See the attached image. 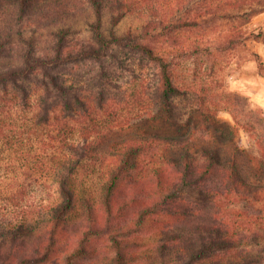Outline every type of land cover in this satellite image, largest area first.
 <instances>
[{
	"label": "trees",
	"instance_id": "16d2710c",
	"mask_svg": "<svg viewBox=\"0 0 264 264\" xmlns=\"http://www.w3.org/2000/svg\"><path fill=\"white\" fill-rule=\"evenodd\" d=\"M262 9L264 0H0V198L9 214L21 208L0 213V264H12L3 251L26 235L40 245L15 264H46L64 241L73 249L62 264H263L264 114L236 92L235 123L221 122L209 87L215 54L237 56L252 36L236 25L217 40L215 22ZM133 14L145 34L120 36ZM117 48L159 72L135 121L102 124L92 113L112 112ZM204 56L206 76L184 87L176 57L204 65ZM90 62L101 70L81 85ZM15 111L34 113L31 129L7 124Z\"/></svg>",
	"mask_w": 264,
	"mask_h": 264
},
{
	"label": "rangeland",
	"instance_id": "374dc122",
	"mask_svg": "<svg viewBox=\"0 0 264 264\" xmlns=\"http://www.w3.org/2000/svg\"><path fill=\"white\" fill-rule=\"evenodd\" d=\"M144 21L145 19L138 18L136 14L129 15L124 18L121 24L116 28L117 32L120 36L123 35L127 37H129L131 31H134V35H143L146 32V30L144 31L142 28ZM214 25L215 26L211 28L214 30L211 34L217 37V40L226 39L230 34L236 32V25L241 27L243 31L251 33L252 35L248 41L239 47L237 56L236 47L232 50L228 49L222 54H215L218 60L215 66L216 72L210 78L209 87L212 88L214 92L210 99V103L212 108L217 110L218 120L224 123H235L233 115L234 111L236 112V95L233 94H236V92L241 93L242 96L248 100L247 104H249L248 106H250V108H258L264 114V76H260L259 74L260 63L255 55H260L264 60V9H262V12H258V14L245 16V18L237 22L236 19H218ZM77 27L83 30L80 34L81 38L90 37V32L86 31L87 26L84 21L79 22ZM105 28L108 31L111 28L109 18H106ZM116 50V56H118L121 62L117 67L115 66L117 63L111 66V71L113 72L111 75L114 83L109 87L106 93V98H111V106L113 107L112 112H104L98 108V112L92 113L93 118L96 117L98 121H103L102 124L106 121L113 120L115 117H121L123 122L135 121V117L140 115L141 112L147 108V102H149L148 97L154 89L153 85L157 82V75L159 72L157 64L150 62L148 57L144 56L140 51H133L131 48H117ZM204 60L203 65L200 64L198 60H194L193 57H176L175 62L177 66H175L174 70L180 78L186 77V85H183L184 87L192 84L194 74L197 73L199 76H206L207 73L203 72L206 68L209 69L210 63L205 56ZM113 61V58L109 59L110 63ZM82 66L77 72L80 77H82V80H80L81 82H79L81 85L84 84L83 79L89 78L101 70L99 63L95 64L94 62H90L88 65ZM76 77V75H73V78ZM91 83L93 90L98 93V85L93 83L92 80ZM179 84L182 85L184 83L179 82ZM195 84H198V87L201 86L198 81L195 82ZM244 103V101H241L240 105L243 106ZM33 114L34 113L15 111L12 115H9V122L7 124H11L15 128L23 125L24 128L31 129ZM54 127L55 126L50 129L53 134L57 132V129ZM242 136L244 137L245 145L249 144V142L253 144V140L248 133L242 132ZM52 183L54 182H50V186H53ZM87 183L89 186L96 185L97 180L95 177L90 178L87 179ZM39 202H44V199L35 200L33 205L37 206ZM19 210H21L20 207ZM19 210L17 209L14 211V209H12V211H14L12 212L14 216H16V212ZM7 211V207L0 198V213L8 214L7 217H9L12 213L9 214ZM24 213V211L19 212V220L25 215ZM81 220L82 217L80 215L74 218V229L78 228ZM21 238L23 239L24 237ZM38 242L39 240H36L34 236L26 235L25 240L23 242L20 241L16 245L17 249H13V243H9V246L3 251V260H9L10 263L15 264L23 255L34 254L35 249L40 245ZM70 244V241L61 243L58 253L46 264H62L64 254L73 249Z\"/></svg>",
	"mask_w": 264,
	"mask_h": 264
}]
</instances>
